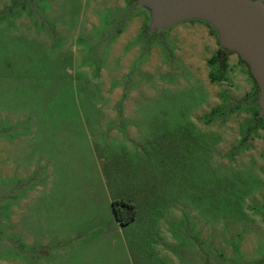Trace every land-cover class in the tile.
<instances>
[{
	"label": "rangeland",
	"instance_id": "1",
	"mask_svg": "<svg viewBox=\"0 0 264 264\" xmlns=\"http://www.w3.org/2000/svg\"><path fill=\"white\" fill-rule=\"evenodd\" d=\"M149 21L136 0H0V264L50 251L77 189L135 207L112 264H264L259 86L204 21Z\"/></svg>",
	"mask_w": 264,
	"mask_h": 264
},
{
	"label": "water",
	"instance_id": "2",
	"mask_svg": "<svg viewBox=\"0 0 264 264\" xmlns=\"http://www.w3.org/2000/svg\"><path fill=\"white\" fill-rule=\"evenodd\" d=\"M150 14L149 30L168 29L198 19L218 35L222 49L248 64L258 86L259 116L264 118V0H136Z\"/></svg>",
	"mask_w": 264,
	"mask_h": 264
},
{
	"label": "crops",
	"instance_id": "3",
	"mask_svg": "<svg viewBox=\"0 0 264 264\" xmlns=\"http://www.w3.org/2000/svg\"><path fill=\"white\" fill-rule=\"evenodd\" d=\"M75 191L77 193L74 198L77 204L73 202L70 205L53 206L52 221L60 220L67 227L66 232L54 239L46 238L44 244L51 245V250H45L40 254L30 252L29 264H112V260L115 261L118 257L112 256L104 249L109 248V243L113 244L121 237H125L126 227L137 223L138 214L135 213V217L128 223H122L116 217L113 202L125 201V196L111 193V197L106 199L104 204L89 203L85 190L81 193L79 189ZM89 195L95 194L90 190ZM117 234L120 237H115ZM29 241L30 243L38 242H33L30 238ZM119 256L125 259L123 253ZM17 263L20 264L19 257Z\"/></svg>",
	"mask_w": 264,
	"mask_h": 264
},
{
	"label": "trees",
	"instance_id": "4",
	"mask_svg": "<svg viewBox=\"0 0 264 264\" xmlns=\"http://www.w3.org/2000/svg\"><path fill=\"white\" fill-rule=\"evenodd\" d=\"M221 51H225V49H222ZM226 51H228V50H226ZM113 208H114V212L116 214V217L122 223H127L135 217V212H136L135 207L133 204H131L127 201L115 200L113 202Z\"/></svg>",
	"mask_w": 264,
	"mask_h": 264
}]
</instances>
